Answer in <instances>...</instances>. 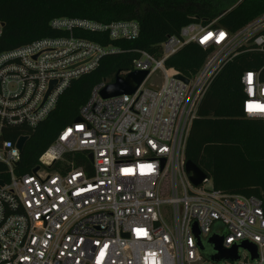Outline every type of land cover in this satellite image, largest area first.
Listing matches in <instances>:
<instances>
[{
  "label": "built area",
  "instance_id": "1",
  "mask_svg": "<svg viewBox=\"0 0 264 264\" xmlns=\"http://www.w3.org/2000/svg\"><path fill=\"white\" fill-rule=\"evenodd\" d=\"M215 23L184 26L158 46V55L137 51L132 70L120 75L147 72L134 93L102 99L106 84L94 87L80 121L60 131L29 173L18 171L29 140L21 153L17 143L25 135L6 136L15 128L34 130L71 81L94 71L103 57L121 53L74 32L135 41L140 26L55 19L50 27L64 36L0 54V164L6 175L0 178V264H202L194 224L201 241L216 235L225 249L243 242L256 247L255 260L239 249L233 264H264L263 202L216 190L208 177L193 186L185 172L188 131L214 77L239 54H264V14L234 33ZM189 44L206 52L191 78L165 67ZM240 85L244 117L264 120V114L247 111L248 104L264 105L260 72H244ZM81 155L88 165L76 166ZM148 165L153 171L141 174Z\"/></svg>",
  "mask_w": 264,
  "mask_h": 264
},
{
  "label": "trees",
  "instance_id": "2",
  "mask_svg": "<svg viewBox=\"0 0 264 264\" xmlns=\"http://www.w3.org/2000/svg\"><path fill=\"white\" fill-rule=\"evenodd\" d=\"M262 14L264 0H0V54L42 38L64 36L50 27L55 19L100 24L137 21L140 26L135 41L112 42L103 34L74 32L75 37L111 45L121 53L103 57L94 71L71 81L50 116L34 130L15 128L6 136L29 137L18 171H31L60 131L78 118L94 87L112 84L118 75L132 70L137 51L158 55V46L168 36L192 23L207 25L216 20L215 26L234 33ZM205 57V51L189 44L165 67L191 78ZM246 71H259L264 82V54L256 50L239 54L214 77L197 106L184 157L212 180L216 190L260 199L264 208V120L242 114L240 77ZM81 165H88L84 155L76 164ZM0 178H6L1 164ZM202 243L201 256L209 261L212 247L206 239Z\"/></svg>",
  "mask_w": 264,
  "mask_h": 264
},
{
  "label": "water",
  "instance_id": "3",
  "mask_svg": "<svg viewBox=\"0 0 264 264\" xmlns=\"http://www.w3.org/2000/svg\"><path fill=\"white\" fill-rule=\"evenodd\" d=\"M147 72L136 71L132 72L125 77L117 76L112 84L106 85L100 91V97L102 99H111L120 97L123 95H131L134 93L136 88L142 83V81L146 78ZM176 79L182 80L187 83V79L181 75H178ZM55 83H52L51 87H53ZM50 87V88H51ZM80 119H76L75 123L79 122ZM29 140V137L24 136L20 137L17 143V147L22 153L23 147L26 142ZM89 160H92V156H88ZM37 169L34 170L36 172ZM185 172L189 176V181L193 186H200L202 182L206 179V176L199 170L195 165L191 162L186 161L185 163ZM0 186L2 183L0 182ZM193 234L196 239L197 247L200 253L203 252V243L199 238V231L196 225H193ZM206 242L212 247L213 255L209 258V262L212 264H221V263H229L233 264L239 259L238 250L242 249L249 253L251 260H255L257 258V249L254 245L243 242L240 245H233L232 247L225 249L223 247V239L216 235H211L206 239Z\"/></svg>",
  "mask_w": 264,
  "mask_h": 264
},
{
  "label": "snow or ice",
  "instance_id": "4",
  "mask_svg": "<svg viewBox=\"0 0 264 264\" xmlns=\"http://www.w3.org/2000/svg\"><path fill=\"white\" fill-rule=\"evenodd\" d=\"M224 37H225V34L220 33L219 39L222 40V39H224ZM209 38L210 37H205L204 41H201V42L203 43ZM217 42H219V40ZM247 80H248L249 85H251L253 83V74L252 73L248 74ZM247 111L249 112V114H264V105L248 104L247 105ZM153 146H155V145H153ZM145 171H147V172L153 171L152 166L151 165L141 166V174H143ZM124 172L126 175H130V174H132L133 170L132 169H125ZM137 231H138V235H147L146 231H144V230H137ZM100 256L102 258L104 256V253L101 252ZM153 264H155V262H153Z\"/></svg>",
  "mask_w": 264,
  "mask_h": 264
},
{
  "label": "rangeland",
  "instance_id": "5",
  "mask_svg": "<svg viewBox=\"0 0 264 264\" xmlns=\"http://www.w3.org/2000/svg\"><path fill=\"white\" fill-rule=\"evenodd\" d=\"M245 255H244V253H240V257L241 258H243ZM202 264H212L211 262H209V261H207V260H205L204 258H203V262H202ZM222 264H224V263H222Z\"/></svg>",
  "mask_w": 264,
  "mask_h": 264
}]
</instances>
